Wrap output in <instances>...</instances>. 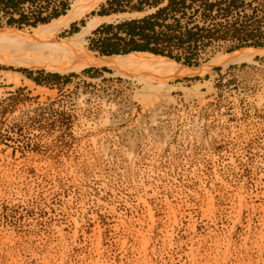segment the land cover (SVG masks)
Segmentation results:
<instances>
[{
    "label": "rangeland",
    "instance_id": "374dc122",
    "mask_svg": "<svg viewBox=\"0 0 264 264\" xmlns=\"http://www.w3.org/2000/svg\"><path fill=\"white\" fill-rule=\"evenodd\" d=\"M145 1L105 0L55 38L74 37L103 8L142 20L157 11ZM185 12L184 27L200 22ZM241 13L231 22L253 11ZM12 15L0 5V29L31 34L66 16L19 27ZM131 21L95 29L89 53L100 58L91 39L105 26ZM221 24L216 13L206 27ZM230 45L202 44L192 67L151 54L197 70L183 78L0 63V264H264V56L228 63L264 48Z\"/></svg>",
    "mask_w": 264,
    "mask_h": 264
},
{
    "label": "trees",
    "instance_id": "16d2710c",
    "mask_svg": "<svg viewBox=\"0 0 264 264\" xmlns=\"http://www.w3.org/2000/svg\"><path fill=\"white\" fill-rule=\"evenodd\" d=\"M74 1L0 0V5L4 10L12 11V14L16 13L19 16L16 18L15 15H12L8 20V25L37 27L39 24H49L66 15ZM122 1L115 0L110 4H120ZM256 1L258 7H254L253 2L249 0H146V7L157 9L154 14L139 21H131L117 26H105V37L99 41L91 39L90 47L101 55H98L99 57L150 53L170 58L189 67L200 66L197 50L206 42L211 44L220 41L229 42L231 44L227 50L229 53L248 47L264 48V0ZM44 2L46 4H43ZM28 4L30 8L27 9L30 12L25 10V6ZM164 4L166 5L163 6ZM32 7H36L35 10ZM134 9L143 10V8ZM248 9L253 11L251 16L247 14L245 19L241 18L244 21L237 19L231 22L230 18L233 15L242 14L241 12ZM187 10H193L201 17L200 22L195 21L194 17L189 18L187 24H193L192 28L183 26ZM216 13L225 18L228 24H221L218 28L210 30L209 27H206L208 18ZM99 14L106 16L110 12L103 8ZM178 14H182V17ZM81 24L84 25L85 22L82 21ZM223 30H226L227 33L220 34ZM78 32H80L79 24H73L70 35ZM94 34L96 35L98 32ZM94 56L96 55L94 54ZM21 72L40 84L37 78H33V73L25 70H21ZM41 74L44 75V73ZM47 78L65 79L60 75L53 74H48Z\"/></svg>",
    "mask_w": 264,
    "mask_h": 264
},
{
    "label": "bare ground",
    "instance_id": "6f19581e",
    "mask_svg": "<svg viewBox=\"0 0 264 264\" xmlns=\"http://www.w3.org/2000/svg\"><path fill=\"white\" fill-rule=\"evenodd\" d=\"M105 0H77L68 15L55 20L51 25L34 29V33L21 30L0 29V63L27 69L43 68L65 73L90 67H107L123 72L130 68L169 71L174 78H183L197 70H181L165 58L148 53H132L125 56L94 58L86 47L87 37L104 24L131 21L139 14H113L91 18L83 30L69 39L58 41L55 36L61 29L81 20ZM142 16V15H141ZM6 49H9L5 51ZM12 51V52H8ZM36 51L38 54L33 55ZM255 56H264V50H252L230 57L228 63L251 61Z\"/></svg>",
    "mask_w": 264,
    "mask_h": 264
}]
</instances>
